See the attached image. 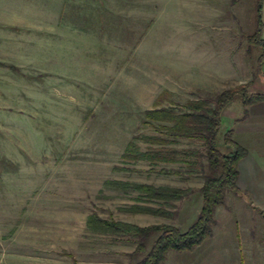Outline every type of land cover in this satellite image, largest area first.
<instances>
[{"label": "rangeland", "instance_id": "rangeland-1", "mask_svg": "<svg viewBox=\"0 0 264 264\" xmlns=\"http://www.w3.org/2000/svg\"><path fill=\"white\" fill-rule=\"evenodd\" d=\"M253 19V0H0V62L14 66L0 65V264L135 262L137 238L89 230L93 212L185 230L201 206L202 176L187 163L195 156L149 164L122 153L131 140L143 151L151 135L203 149L199 139L166 136L159 122L144 124L143 112H180L249 78ZM238 102L222 112L221 139L230 129L234 140ZM241 140L247 154L253 139ZM119 182L188 191L147 198ZM242 192L225 195L211 233L216 221L231 226L232 200L243 201ZM199 245L169 251L162 264H198Z\"/></svg>", "mask_w": 264, "mask_h": 264}, {"label": "trees", "instance_id": "trees-1", "mask_svg": "<svg viewBox=\"0 0 264 264\" xmlns=\"http://www.w3.org/2000/svg\"><path fill=\"white\" fill-rule=\"evenodd\" d=\"M255 26L246 38L249 45L257 51L255 77L264 76L261 69L264 61V38L261 36L263 22L261 20L262 0H255ZM0 65L14 68L12 64L0 62ZM252 80L226 88L213 97L190 100L183 104L180 112L173 106L154 107L143 112V123L159 122V127L166 136L173 139L179 137L196 138L202 141L203 149H178L169 146L174 140L160 135L144 136L149 142L143 151L139 150L133 140L129 141L122 153L124 160H144L149 164L174 163L183 157L195 156L194 161L187 162L190 171L200 172L202 184L199 187L201 206L195 220L185 229L180 230L174 225L152 224L140 226L137 224L108 220L93 212L86 220L91 231L113 232L130 235L137 238L135 252L141 256L130 264H162L169 251L192 250L211 233L213 214L216 206L224 203L226 192H237L238 162L245 156L246 150L230 136L227 129L220 138L222 127V112L225 107L237 99L246 106L264 100V91H250ZM159 96L155 103L161 102ZM222 147L228 150L222 151ZM205 158L206 163L201 162ZM162 173L178 172L173 169L161 168ZM126 188H134L147 198L178 199L188 190L170 187H155L146 183L119 182ZM133 211H152L158 209L143 206H132ZM162 210V209H161ZM160 212H164L163 210ZM152 234L155 236L152 238Z\"/></svg>", "mask_w": 264, "mask_h": 264}, {"label": "crops", "instance_id": "crops-1", "mask_svg": "<svg viewBox=\"0 0 264 264\" xmlns=\"http://www.w3.org/2000/svg\"><path fill=\"white\" fill-rule=\"evenodd\" d=\"M254 3L255 0H253L255 19ZM254 19L253 25L255 26ZM261 20L263 22L261 36L264 38V0L261 5ZM254 26L249 33L253 31ZM246 52L255 54V64L250 77L242 83L252 80L250 91H264V76L255 77L258 53L254 47L249 45V42ZM261 69L264 72V61ZM238 103L240 104L239 115L242 117H234L238 122V125L234 124V140L240 145L239 141H242L243 134L253 139L252 142L246 143L250 144L247 145L249 147L247 154L238 162L237 187L243 191L242 194H245L246 198L243 197V201L239 202L238 197L235 196L232 200L235 201V206L231 210L232 212L234 210L230 216L231 226L220 225L218 221L214 223L212 233L198 246V264H264V174L262 172L264 169V139L259 136L264 130V100L246 106ZM253 144L258 148V152L254 153V150L250 148ZM256 171L259 172L256 173ZM228 192H226V198ZM229 194V197L232 196L231 191ZM220 207L215 208L214 220L218 219L219 210L223 208ZM208 248H210L209 252L206 251Z\"/></svg>", "mask_w": 264, "mask_h": 264}]
</instances>
